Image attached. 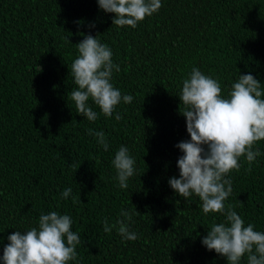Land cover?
Returning a JSON list of instances; mask_svg holds the SVG:
<instances>
[{
  "label": "trees",
  "instance_id": "trees-1",
  "mask_svg": "<svg viewBox=\"0 0 264 264\" xmlns=\"http://www.w3.org/2000/svg\"><path fill=\"white\" fill-rule=\"evenodd\" d=\"M161 2L136 28H118L97 0H0V253L9 234L56 211L72 217L82 240L69 264H226L201 243L224 216L205 215L197 196L185 200L168 184L179 176L175 145L190 138L178 95L193 67L218 79L225 95L239 74H252L264 89V0ZM78 31L97 35L120 66L111 82L133 96L117 106L120 121L115 112L94 122L76 113ZM89 128L105 133L108 151ZM121 145L136 161L127 189L112 165ZM255 147L261 155L252 170L241 157L240 170L226 177L233 191L225 204L264 231V141ZM134 206L137 240L104 232L105 219L115 223Z\"/></svg>",
  "mask_w": 264,
  "mask_h": 264
},
{
  "label": "clouds",
  "instance_id": "clouds-1",
  "mask_svg": "<svg viewBox=\"0 0 264 264\" xmlns=\"http://www.w3.org/2000/svg\"><path fill=\"white\" fill-rule=\"evenodd\" d=\"M97 3L104 12L114 14L112 24L118 28H136L139 22L162 7L161 0H97ZM89 27H95L94 23ZM78 34L84 38L76 43L78 55L72 61L71 74L77 87L70 94L76 113L94 122L99 114L112 117L115 112V119L120 121L123 117L115 111L117 106L133 101L132 95H122L111 82L113 72L119 73L120 66L113 62L111 48L101 43L97 35L79 31ZM65 39L71 43L67 36ZM178 97L179 104L183 105V109L178 108L179 114L185 118L190 138L175 145L182 155L176 162L179 176L168 179L170 188L185 200L193 194L197 196L205 215L219 213L224 216V221L213 223L202 238L201 243L207 250L224 257L226 264H242L245 257L246 264H264V231L255 230L252 223L245 225L233 206L225 204L233 191L232 181L226 177L233 170H240L241 157L248 163L246 170L250 172L251 165L261 155L260 149L255 147L264 141L261 82L250 73L239 74L225 95L218 79L193 67L182 80ZM89 101L99 108V113ZM87 132L108 151L109 143L103 131L89 128ZM135 163L127 146L121 145L115 152L112 165L121 189L128 188L129 178L136 172ZM71 193L69 187L61 196L67 199ZM72 202H77L75 197ZM138 213L136 208L134 212L122 209L121 218L115 223L103 221L104 232L116 229L123 240H137L139 237L130 226ZM72 224V217L67 214L42 213L38 227L15 230L7 236L0 264H69L76 261L77 247L82 240L80 234L72 230Z\"/></svg>",
  "mask_w": 264,
  "mask_h": 264
}]
</instances>
